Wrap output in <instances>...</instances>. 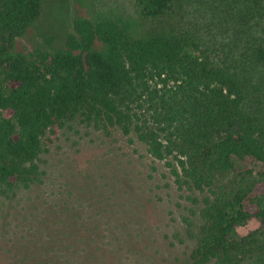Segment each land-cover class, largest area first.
Segmentation results:
<instances>
[{
    "label": "trees",
    "instance_id": "16d2710c",
    "mask_svg": "<svg viewBox=\"0 0 264 264\" xmlns=\"http://www.w3.org/2000/svg\"><path fill=\"white\" fill-rule=\"evenodd\" d=\"M178 2L135 0L141 19L158 21L172 19ZM41 3L0 0V199L41 183V139L78 119L134 136L177 185L206 194L184 264H264L255 95L264 83V0L201 1L209 21L191 31L138 35L117 19L77 17L62 49L18 51ZM239 227L253 229L239 236ZM29 253L13 261L38 264Z\"/></svg>",
    "mask_w": 264,
    "mask_h": 264
},
{
    "label": "rangeland",
    "instance_id": "374dc122",
    "mask_svg": "<svg viewBox=\"0 0 264 264\" xmlns=\"http://www.w3.org/2000/svg\"><path fill=\"white\" fill-rule=\"evenodd\" d=\"M201 1L210 5L179 0L172 19L158 21L141 19L135 0H42L38 19L15 48L60 50L77 17L117 19L138 35L195 30L209 21ZM257 92L264 122V83ZM41 143V183L0 199V264L20 263L15 254L31 250L38 264H184L199 236L205 193L181 188L164 161L120 131L75 119ZM252 229L237 231L244 236Z\"/></svg>",
    "mask_w": 264,
    "mask_h": 264
}]
</instances>
